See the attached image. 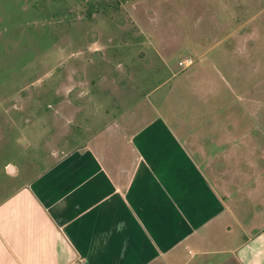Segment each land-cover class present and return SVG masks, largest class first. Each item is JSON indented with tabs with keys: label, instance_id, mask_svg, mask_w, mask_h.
<instances>
[{
	"label": "rangeland",
	"instance_id": "1",
	"mask_svg": "<svg viewBox=\"0 0 264 264\" xmlns=\"http://www.w3.org/2000/svg\"><path fill=\"white\" fill-rule=\"evenodd\" d=\"M177 117L224 134L231 191L253 177L264 0H0V203L86 131Z\"/></svg>",
	"mask_w": 264,
	"mask_h": 264
},
{
	"label": "crops",
	"instance_id": "2",
	"mask_svg": "<svg viewBox=\"0 0 264 264\" xmlns=\"http://www.w3.org/2000/svg\"><path fill=\"white\" fill-rule=\"evenodd\" d=\"M179 120L52 155L0 203V264H264V159L231 191L224 134Z\"/></svg>",
	"mask_w": 264,
	"mask_h": 264
},
{
	"label": "built area",
	"instance_id": "3",
	"mask_svg": "<svg viewBox=\"0 0 264 264\" xmlns=\"http://www.w3.org/2000/svg\"><path fill=\"white\" fill-rule=\"evenodd\" d=\"M179 64H180V66L189 67L193 64V60L192 59H186L184 61H180Z\"/></svg>",
	"mask_w": 264,
	"mask_h": 264
},
{
	"label": "water",
	"instance_id": "4",
	"mask_svg": "<svg viewBox=\"0 0 264 264\" xmlns=\"http://www.w3.org/2000/svg\"><path fill=\"white\" fill-rule=\"evenodd\" d=\"M9 169H10V170H12V167H11V166H9Z\"/></svg>",
	"mask_w": 264,
	"mask_h": 264
}]
</instances>
